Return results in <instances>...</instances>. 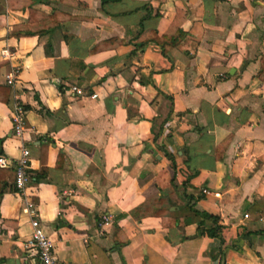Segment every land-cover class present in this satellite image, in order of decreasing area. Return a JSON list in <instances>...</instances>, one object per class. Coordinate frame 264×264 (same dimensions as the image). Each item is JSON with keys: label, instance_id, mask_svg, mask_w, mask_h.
<instances>
[{"label": "crops", "instance_id": "crops-1", "mask_svg": "<svg viewBox=\"0 0 264 264\" xmlns=\"http://www.w3.org/2000/svg\"><path fill=\"white\" fill-rule=\"evenodd\" d=\"M177 8L179 45L139 48ZM54 9L53 31L9 36ZM263 54L264 0H0L1 149L15 161L28 148L30 177L23 192L4 185L0 264H39L24 248L29 203L63 264H214L220 243L199 235L185 196L220 218L223 264H264V216L248 211L264 198ZM15 104L27 107L21 136Z\"/></svg>", "mask_w": 264, "mask_h": 264}, {"label": "trees", "instance_id": "trees-1", "mask_svg": "<svg viewBox=\"0 0 264 264\" xmlns=\"http://www.w3.org/2000/svg\"><path fill=\"white\" fill-rule=\"evenodd\" d=\"M107 0H102V3L104 4ZM29 8L30 13L33 12L31 4L27 5ZM61 12L58 10H53V12L48 16V20L44 25L40 28L37 29H32L30 25L28 24H19L13 26L12 30L9 33V36H13L16 38L22 37V36H33V35H38L43 32H51L53 31L60 23L61 21ZM188 12L182 9L177 8L176 9V14L169 24L167 30L161 34L157 35L156 32L151 31V32H143L138 36V39L140 40V45L139 48H142L143 46L146 45L149 41H153L156 44H158L161 49L162 53L166 54L167 51L172 49L173 47H176L179 45L184 32L181 28V25L183 22L187 19ZM110 41V40H109ZM114 43L113 47L117 46L121 41L117 39L111 40ZM106 43V42H105ZM261 60V65L260 69L257 73L259 78L261 80L264 79V54L260 58ZM10 97H11V89L9 86H0V101L6 104L10 103ZM21 105V104H20ZM24 113L25 109L27 107L21 105ZM232 136L229 135L223 140H221L215 149V156L216 158H220L223 156L227 146L229 145L231 141ZM1 142L2 139H0V153H2L1 149ZM168 158L171 160L172 165L174 166V160L173 157L170 154H167ZM46 173H35L33 175L34 180H40V179H45L46 178ZM15 180V171L12 168H0V197L3 193L4 185L8 181H13L14 183ZM15 190V187H13ZM174 189V186H171V190ZM187 199V208L194 214V216L197 218L196 223H197V229L199 235H207L210 238H215L219 241L220 246L218 248H212L210 250V258L214 261V264H221V262L224 259V250L222 249V244H223V236H222V225L220 224V218L216 215H212L206 212L198 211L194 204L191 203L192 197L191 196H185ZM157 200H162L161 198H158ZM248 211L250 214L253 216L254 219H259L260 217L264 216V198L258 197L256 198L252 205L248 208ZM205 220H209L211 222L210 225L205 224ZM178 223V225H181V219H171L168 222H164L162 219V225L166 227V225H175ZM264 232L262 230L259 233Z\"/></svg>", "mask_w": 264, "mask_h": 264}, {"label": "built area", "instance_id": "built-area-1", "mask_svg": "<svg viewBox=\"0 0 264 264\" xmlns=\"http://www.w3.org/2000/svg\"><path fill=\"white\" fill-rule=\"evenodd\" d=\"M17 70L7 76V84L14 83V76ZM81 93L80 90H76ZM12 133L16 136H21L25 126L24 110L20 104H15L12 109ZM29 150L24 145L20 147L19 157L13 161L9 157L0 153V168L13 167L15 171L14 186L16 191L23 192L27 181L29 180L28 173ZM201 193L209 194L210 191L202 188ZM24 211L30 216V225L32 232L30 237L24 242V248L31 256L36 258L39 264H63L54 255L53 243L49 237L44 233L39 220L37 219V212L32 206L28 204ZM247 217V214H244ZM107 221V219H106ZM107 223V222H106Z\"/></svg>", "mask_w": 264, "mask_h": 264}, {"label": "water", "instance_id": "water-1", "mask_svg": "<svg viewBox=\"0 0 264 264\" xmlns=\"http://www.w3.org/2000/svg\"><path fill=\"white\" fill-rule=\"evenodd\" d=\"M222 264H223V262H222Z\"/></svg>", "mask_w": 264, "mask_h": 264}]
</instances>
